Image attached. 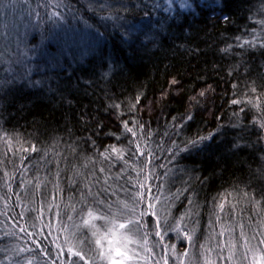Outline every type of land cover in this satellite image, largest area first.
<instances>
[{
	"label": "trees",
	"instance_id": "1",
	"mask_svg": "<svg viewBox=\"0 0 264 264\" xmlns=\"http://www.w3.org/2000/svg\"><path fill=\"white\" fill-rule=\"evenodd\" d=\"M207 1L210 8L193 0L181 12L172 0H107L110 7L81 16L83 29L71 30L70 41L76 44L70 54L46 44L47 63L34 62L33 46L27 44V62L18 64L24 55L0 37V218L27 231L36 223L50 229L59 220L57 211L65 215L72 205L76 210L86 206L80 193L87 190L68 175L74 180L71 174H85L84 163L93 164L95 156L87 184L102 187L100 169L106 167L101 153L118 144L133 164L137 143L146 140L156 157L149 165H167L161 179L151 183V195L160 197L156 211L161 217L171 222L191 209L185 223L196 234L217 213L264 214V131L239 127L258 114L247 100L261 95L264 101V46L259 43L264 41V0ZM70 2L82 13L89 6L84 0ZM87 2L96 9L105 0ZM48 4L47 11H54ZM110 16L116 19H104ZM54 38L48 41L54 44ZM69 61L72 69L60 71L57 66ZM42 87L51 89L39 91ZM234 99L244 103L233 104ZM124 121L135 136L125 132ZM209 135L195 148L180 151L186 141ZM10 183L22 193L21 204L15 203ZM221 197L235 208L225 203L220 212ZM87 199L95 207L93 197ZM5 255L0 251V262Z\"/></svg>",
	"mask_w": 264,
	"mask_h": 264
},
{
	"label": "rangeland",
	"instance_id": "2",
	"mask_svg": "<svg viewBox=\"0 0 264 264\" xmlns=\"http://www.w3.org/2000/svg\"><path fill=\"white\" fill-rule=\"evenodd\" d=\"M172 1L176 4L174 10L179 9V11L183 12L184 10L190 9L181 6L182 3H184V0H172ZM192 1L193 0H188V2L191 5H192ZM201 1L204 3L203 4L204 8H210V3L207 0H201ZM49 2H51L52 5H54L52 10L59 11L64 18L62 21H59L58 24L54 25L52 20L49 19V16L53 12V11L51 12L47 11ZM84 2H85V6L90 4L87 2V0H84ZM60 3L61 0H0V28H2L0 37L2 38V40H6L10 44L16 46L17 54L21 53L24 55L23 58L17 61L18 64L24 65L27 62L29 55V52L26 49L27 44L33 46L34 62L39 61L41 63H47L43 55V50L45 49L46 44H51L58 48L63 47L64 51L70 54L71 45L76 44V40L70 41L69 35L71 30H75L76 28L83 29L81 26H79V24L83 22L82 21L83 18L80 17L83 15H87L88 17H90L89 15L95 13L100 14L98 12L103 11V8L95 9L93 7L88 6L87 8L83 9V11L86 12L82 13L80 12V10L75 9L74 5L70 2V0H63V5L61 7H57V5ZM69 5L71 6V14H69ZM107 10L108 9H106V11ZM210 13L211 15H215V16L218 15L214 12H210ZM88 23L90 24V26L92 25V23H90L89 21ZM53 36H55L54 44L48 41ZM24 45H25V49H24ZM38 45H40L41 48L36 47ZM57 67L62 72H67L68 69H72V65L70 61L63 62ZM43 69L44 68L42 67V70L39 73L40 75H42ZM56 81L58 82V80ZM49 89L51 88L42 87L41 89H39V91L40 90L49 91ZM257 116L258 114L249 121L240 124L239 127L241 128L243 126L250 125L254 128V130H256V132L259 131L260 129L258 128V126L252 123L257 118ZM126 143L127 142H125V144ZM15 144L16 141H13L11 145H15ZM114 146L119 149H122L118 146V144H115ZM140 147L145 149V156L143 157H146L148 154L147 149L150 148L149 141L146 140L143 143V145L142 144L140 145ZM0 150H1V142H0ZM124 151L128 152L127 149H125ZM135 154H136L135 162L133 164H130L129 162L128 164H124V162L121 161L122 167H120V161H117L115 157H113L112 160H105L101 158L102 163L106 167V169H104L105 171L103 172L104 177L106 175L111 177V179L108 180V184L111 185L113 181L119 182L118 184H114L113 186H111L112 188L116 189L114 195L111 192L109 193L101 192V196H100L101 199H105V197L108 196L112 201H116L117 199H119V200L128 201L129 203L131 202L130 193L134 194L136 191H138V188L136 186L137 179L143 181L145 175L144 172H140V169L145 167V162L141 160L142 156L139 155V149H137V152H135ZM93 159H94L93 164L89 162H88L89 164L84 163V165H86L87 167L85 170V174L79 177H75L68 170L71 176L74 178V180L70 178L69 175H68V179L75 185L84 186L85 184H87L88 180H91V177H89V175L91 174L90 173L91 168L89 166H93L94 168H96V157L93 156ZM124 160L126 159L124 158ZM35 161H36V157H34L32 162ZM122 169L126 171L122 172ZM163 169L166 168L155 169L153 165L147 166V170L149 173H152L154 171L155 176H159V177L162 176ZM138 172H139V177H137ZM170 172L173 175H175L172 171ZM96 173H97V177L101 179L98 176V169H96ZM117 174H120L119 178H117ZM7 175L14 177V175L12 174L7 173ZM155 176L150 177L148 181L150 185L151 183L158 182L160 180V179L153 180ZM103 184L104 181L101 185ZM104 186L102 187L94 186L92 188V191L100 192L101 189L104 188ZM121 189H127L128 191H123ZM48 190L49 189L47 188L46 191ZM9 191L13 195L15 203L21 204V202L25 201V199H23L22 193L15 191L11 183L9 185ZM144 192L146 195H148L147 188L144 189ZM4 202H6L5 199ZM143 207L144 206L141 205V210L143 209ZM23 208L26 209L27 207H23ZM82 210L86 212L87 205L85 207L78 208L75 212L70 211L65 213V215L63 214L60 215L59 220H57V222L52 227H50V229L44 230L42 224L36 223L34 226L31 227L30 230H28L29 233L22 225L21 228L16 227L17 231H15L16 228L12 225L10 218L8 219L0 218V251L6 253L5 255L6 257L0 262V264H27L28 260H31L32 264H53V261H55L56 264H76V262L79 261V258L74 255H71L67 250L68 248H72L74 251H80L83 253L85 259L83 261H79V264H96V262L93 259L96 255L94 251L95 244L93 240L90 239V233L88 229L85 228L77 229L74 227L75 224L80 223ZM244 212H248V211L247 210L234 211L232 215H228V214L219 215L220 216L219 222H217L215 216L211 221L207 222L203 226L201 231H199L194 235L193 243L195 246L188 249L189 255L188 257L185 258L184 264H204L203 257L206 253H203L201 251L200 246L202 244H205L206 241L208 242L207 246L209 248H212L219 243L227 242L230 238V235L232 237L237 238L238 240L239 232H240V228L238 227V224L244 225V231L250 238L252 237L253 234L256 235L257 238L255 240H251L250 242L254 248L258 246L259 239L264 238V228L261 227V224L264 223V214L259 215L255 213L249 216H244V215L242 216ZM66 215H71L73 219L71 223H68L67 231H61V229L64 227V223H61L60 221L64 220ZM231 216L234 217V220L231 219ZM147 220L150 228L152 218L149 216L147 217ZM222 221H231V225H223V226L225 228H235V231L232 233L226 232L223 236L214 234L212 232V228H215L216 233H219L221 224L218 223ZM169 223H172V221L170 222V219H169ZM26 226L27 229H29L30 226L28 224H26ZM97 227H99L101 231H103V226L100 224L99 221H97ZM21 229H24V231H21ZM185 230L188 231L189 229L186 227ZM24 233L28 235L27 239L24 242L13 243L12 241L9 240V239H15L20 234H24ZM42 234H47V235H42ZM158 239L159 238L155 236L150 237L149 246H153L154 241ZM165 243L168 244L169 247H171V245L174 244L175 250L178 254L183 253L187 248V243L184 240H178L176 238V234L173 232H169L168 235L165 237ZM56 244H59L61 248L64 249L62 254H60V250L56 247ZM27 246L33 248L32 253L29 254L28 250L20 251L21 249H28ZM237 247L239 249V244L237 245ZM260 247L264 248V246H260ZM153 251L158 254L157 258L165 254V249L163 245L159 247L153 246ZM208 255L215 257L216 252H212ZM235 261H239L240 264H247V261L241 260V254L239 251H237L233 264H235ZM169 264H173L171 255H169ZM217 264H221V261L218 260ZM223 264H229V262L224 261Z\"/></svg>",
	"mask_w": 264,
	"mask_h": 264
},
{
	"label": "snow or ice",
	"instance_id": "3",
	"mask_svg": "<svg viewBox=\"0 0 264 264\" xmlns=\"http://www.w3.org/2000/svg\"><path fill=\"white\" fill-rule=\"evenodd\" d=\"M171 3V0H169ZM63 5V0L61 3L57 5V7H61ZM182 7L191 8L192 5L188 2V0H184V3L181 5ZM89 7H92L89 4ZM110 7L108 5L107 0L104 3L97 6V8H106ZM69 14H71V6L69 5ZM49 19L52 20L53 24H58L59 21H62L64 18L59 11H53L49 16ZM104 19H116L115 17H105ZM225 20L228 17H224ZM260 46H264V41H260ZM244 44H248L250 47H255V41H244ZM243 46V45H241ZM34 83L38 84L39 81H35ZM175 83V81H173ZM250 91L255 92L256 89L253 87ZM200 95H204L203 92ZM233 104H241L244 103L239 99H234L231 101ZM247 104L252 108L256 109L258 116L252 122L254 125H257L260 130H264V101L261 100V95L255 96V98H249L247 100ZM114 108H118V105H112ZM135 107V105H133ZM241 112L244 111L243 108L240 109ZM192 117L188 115L185 119L190 120ZM123 127L125 132L131 133L133 136L136 135V132L133 131L131 127L128 126L127 121L123 122ZM143 127V126H141ZM6 135V134H5ZM151 135V133H149ZM211 135L208 137L199 136L191 141H186L184 147L180 149V151H189L192 148H195L197 145L202 144L205 140L210 139ZM131 143V142H130ZM137 149H139V155L145 156V149L140 147V144L137 143ZM27 152L28 149H22ZM31 151L36 152L38 149L35 146L31 147ZM147 156L145 157V167L140 169V172H144V179L140 181L137 179L136 186L138 191L134 194L130 193V200H119L112 201L110 197L106 196L105 199H101V192L109 193L111 192L113 195L115 194L116 189L112 188L111 185L108 184V180L111 179L110 176L104 177V188L101 189L100 192H93L92 186L89 184H85L84 188L87 192H81V202L84 205H87V211L84 212L82 210L80 223L75 224L74 227L77 229L85 228L88 229L90 233V239L93 240L95 244V257L93 258L96 264H169V255H171L173 264H184L185 258L188 257L189 251L188 249L194 247L193 237L195 235V229H190L188 231L185 230L186 223L185 217H190L192 215L191 209L185 214H182L179 218L174 219L172 223H169L168 216L165 215L161 217V215L157 214L156 205L160 203V197L151 195V185L148 183L150 177L155 176L154 171L149 173L147 170V166L152 163L153 159H155V154L151 151L150 148L147 149ZM175 155V154H174ZM101 156L105 160H112L113 157L117 161H123L124 164H128V161L124 160V152L122 149L115 147L114 145L109 146L104 152L101 153ZM27 157H24L26 159ZM174 158V157H173ZM161 168H166L167 165L161 164L159 165ZM101 172L105 170L103 168L100 169ZM126 171L122 169V172ZM79 175V173H77ZM120 174H117V178H119ZM168 175L167 172L164 174ZM137 177H139V172L137 173ZM155 179H161L159 176H155ZM99 183V180L96 181ZM147 188L148 195L145 194L144 189ZM123 191H128L127 189H121ZM245 196L248 194L245 193ZM93 197L92 204L89 205L87 197ZM107 201V202H106ZM189 205L193 204V201L189 199ZM225 203L231 205V207L235 208L234 204H231V201L227 199V197H221L220 202L217 207L220 212L224 211ZM141 205H143V209L141 210ZM260 201L255 202V207L259 208ZM69 205H65V208H69ZM52 205H49V210L51 211ZM56 208H59V205H56ZM71 211L75 212V205L71 206ZM55 216H60V211L55 213ZM151 217V227L149 228V223L147 217ZM72 216L66 215L64 220H61V223H64V227L61 231H67L68 223L72 222ZM216 220L219 222L220 216L216 214ZM97 221L103 226V231L99 227H97ZM163 225V227H162ZM240 228L239 239L232 237L225 243H219L215 245V247L209 248L207 246V241L205 244L200 246L201 251L206 253L203 257L204 264H217V261H221L223 264L224 261H228L229 264H233L237 251L241 254V260L247 261V264H264V248L260 246H264V238H260L258 241V246L255 248L251 244V240H255L257 237L255 234L250 238L246 232L244 231V225L238 224ZM261 227L264 228V223L261 224ZM24 231V229H21ZM235 231V228H225L223 225L220 226L219 233H216V229L212 228V232L214 234H218L223 236L226 232L232 233ZM169 232H173L176 234V238L178 240H184L187 243V248L183 253H177L175 250V245H171L169 247L168 244L165 243V237ZM191 232V234H190ZM155 236L159 239L154 241L153 246L159 247L163 245L165 249V254L157 258L158 254L153 251V246H149L150 237ZM47 239V237H46ZM67 239V238H66ZM239 244V249L237 245ZM56 247L60 250V254L63 253L64 249L61 248L59 244H56ZM28 249H21L20 251H27ZM71 255H74L79 258V261H83L85 259L84 255L80 251H74L72 248L67 249ZM212 252H216V256L213 257L208 255ZM251 254V255H249ZM47 255V253H46ZM79 261L76 264H79ZM27 264H32L31 260L27 261ZM53 264H56L53 261ZM235 264H240L239 261H235Z\"/></svg>",
	"mask_w": 264,
	"mask_h": 264
}]
</instances>
